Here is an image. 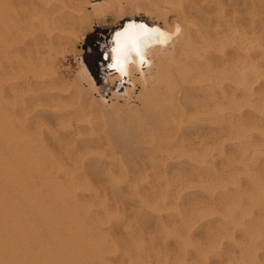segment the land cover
Here are the masks:
<instances>
[{"label":"rangeland","instance_id":"obj_1","mask_svg":"<svg viewBox=\"0 0 264 264\" xmlns=\"http://www.w3.org/2000/svg\"><path fill=\"white\" fill-rule=\"evenodd\" d=\"M70 1L79 3L80 0ZM88 1H90V6L85 9L87 17L79 19L73 28L74 35L71 39L59 44V48L64 52L58 54L53 68L50 69L54 72L50 78L68 90L64 88L62 98L58 101V105L63 106L66 115L69 112V116L65 115L66 119L63 121L65 125L55 130L58 133L56 140L52 141L50 138L51 133L49 134L50 130L46 124L33 122L29 112L24 115L25 110L21 106L27 99V91L23 93L19 90L10 93V96L6 94L10 88L8 85L13 82H18L20 85L24 78L20 74L28 72V66H23L22 70L14 67L21 62L26 64L25 57L22 56V59L19 57L20 53L18 55L13 49L10 51L6 49L0 56V90L2 88L4 90L5 87L8 89L4 90L6 93L2 90V93L4 92V98L9 97L8 104H6L7 111L15 120L8 123L6 129L0 130V159L3 157L5 162L0 169H4L3 171L7 174L11 188L15 192H32L39 200L44 199V194L48 192L73 191L71 193L75 203L72 206V213L80 225L79 228L82 229H79V234L86 236L88 240L85 252L79 247L81 245L74 241L73 254H69L73 262L80 259L85 264H94L93 262H96L95 264H108L109 262L110 264H264V145L261 147V142L264 141V135H262L264 134V110L259 111H262L260 119L258 113L254 114L257 110L251 108L256 99L264 94V85L260 77L257 78L260 84L255 82L253 85L259 95L253 91V96L248 95L249 100H247L246 96L238 92V89L234 92L232 114L235 119L234 123H238L234 127V133L236 134L241 129L242 131L247 130L246 134L242 132L243 134L240 135L242 137L236 136L237 138L232 140H221L218 143L210 141L206 139L208 133L200 132L197 127L207 124L211 117L208 114L212 106L208 94L213 78L211 71L214 67L211 58H201L196 63L197 65H192L182 58L178 59L177 54H168L158 62L155 60L151 72L149 67L143 68L146 80L135 71L132 78L127 79L126 77L123 79L125 82L120 81L106 68L108 63L104 56L110 48L111 33L116 27L126 19L135 18L150 24L155 23L173 28L178 5L175 4L177 7L173 5L176 9L171 5L166 6L168 9L166 7L161 9L164 6V0ZM177 1L169 0L171 4L183 2V0ZM207 1L204 0L203 3ZM218 1L220 6L213 10L212 15L221 18L229 15L231 18L232 26L227 34L230 39H227L231 41L236 58L243 40H248L247 45L252 43V39L253 42L255 40V43H250L251 46L257 43L259 48L246 46V42L244 46L246 49L252 48L246 51V55L257 70L261 71L260 63H264V0H231L229 7L226 5V0ZM15 8L20 13L21 7L16 6ZM19 38L12 39L10 43L16 41L14 45L20 44L22 38L20 41ZM260 48L263 49L260 50ZM80 57L83 58L94 77L96 90L91 89L78 73L76 59ZM207 59L208 62H206ZM256 61L261 62L258 65ZM206 63H210L213 67ZM9 64L14 67L12 71L6 69ZM21 64L20 66L23 65ZM197 70L201 71L200 74L196 73ZM200 79L204 80H201L203 85L201 81L198 82L199 86L195 81ZM184 80L194 81L187 85ZM184 88L188 91L185 92ZM75 106H77L75 111H68ZM187 120H189L188 123H186ZM259 122L262 125H259ZM69 123L71 126L68 125ZM250 128L252 131L255 130L254 133L249 132L248 134ZM257 133L262 136L258 137ZM242 138L246 146L241 144L244 141ZM247 143H249L248 146ZM252 148L254 153L257 148L259 151L262 149V152L257 151V154L250 156V159L249 154L253 152ZM247 149L248 152H246ZM239 152L241 155L238 154ZM239 164L242 168L241 166L239 168ZM255 166L258 168L255 169ZM237 173L242 175L239 176ZM236 175L239 177L237 178ZM61 178H67V181L62 180L65 181L64 184L57 183ZM74 178H77V181L82 179V182H77ZM87 179L91 182V186L86 182ZM74 180L77 182L76 185ZM69 182L70 186L73 183L71 186L73 190L67 185ZM80 182L84 184L80 185ZM88 195H91L90 199ZM42 201L47 202L46 199ZM167 202L169 205L166 204ZM80 203L83 205L81 206ZM111 205L112 209L115 206L113 211L108 208ZM96 206L102 210L98 211ZM208 213L211 216L207 215ZM213 213H217L219 217ZM253 214L255 217L252 216ZM90 230L92 233L89 232ZM219 235H222L223 239L226 237L227 240H220L222 238ZM244 237L247 238L244 239ZM77 238L76 235L75 239ZM91 240H93L92 245ZM105 243L108 244L106 247ZM97 245H102L103 248ZM128 246H131L130 249ZM236 247L238 249H235ZM75 248H78L77 251ZM134 248L140 254L135 253ZM132 258L131 261L134 263L130 261Z\"/></svg>","mask_w":264,"mask_h":264},{"label":"bare ground","instance_id":"obj_2","mask_svg":"<svg viewBox=\"0 0 264 264\" xmlns=\"http://www.w3.org/2000/svg\"><path fill=\"white\" fill-rule=\"evenodd\" d=\"M80 1H79V3H80L79 4V3H77L78 1L74 3V1H70V0H0V56L4 53V51H6V49H7V51H10V49H13L15 52L18 53V55L20 53L19 57H22V56L25 57L24 62H26V64L21 62L23 65L21 63H19V64H16V66H14V67L22 70L23 66H25V67L28 66V72L27 73H29V75H26L27 73H22V75L20 74L21 77L24 76L23 80L21 79L22 82H20V85H18V82H16V83L13 82V83L9 84L8 87L10 86V88H9L8 93L5 92L8 90L6 87H5V89H7V90L4 89L5 90L4 91L3 88H2V90L7 94V96H10L9 95L10 93H14V92H17L19 90L23 93H25L26 91L28 92L27 93L28 96L26 95L27 99L22 103V106H21L25 110V112L23 111L24 115H25V113L29 112V113H31V119L33 122L36 121V122L46 124L48 129L50 130L49 134L51 133L50 138L52 139V141L57 139L58 133L55 130L59 129L60 127H63L65 125L63 123V121H65L64 119H66L65 118V115H66L65 111L66 110L64 108H62L63 106L60 105L61 106L60 107L58 105L59 104L58 101L62 98V94H63L62 92L64 91L65 86L59 85L57 82L54 81V79L52 80L50 78V76H52V74L54 75V72L50 71V69L53 68V65L56 61L58 54L60 52H62V53L64 52V50H61V48H59V44L65 40L71 39V37H73V35H74L73 28L78 23L79 19L87 17L85 15V9L87 6H90V1L84 0L83 2L81 1L82 3ZM174 1H176V0H174ZM178 1H180V0H178ZM203 1L204 0H183V2L180 1V3L175 2L174 4H171L172 2H169V0H164V6L161 9H163V8L165 9V7L169 6V5H171V6H173L175 4L178 5V8H177L178 10L176 12L177 14L175 13V15H177V16H175L173 28H171L169 26H160L159 24H155V23L150 24L144 20L135 19V18H130V19L124 20V22L120 26L116 27L112 31L111 40H110L111 45L109 44L110 48L105 53L104 59L107 60L108 64H107L106 68L110 71V74H114L118 79H120V81H124L123 79H125L126 77H127V79H128V77L132 78L135 71L139 72L141 77L144 80H146L147 77L145 75V70L143 68L149 67V70L151 72V70H153V68H154L155 60L158 62V61L164 59L166 57V55H168V54H177L178 59L182 58L185 62H187L188 64L191 63L192 65L198 63L201 58H204V57L211 58L213 60V66L214 67L210 64L211 60H209L210 63H206V64H209L210 66L213 67V70L211 71V76L213 77L212 81H211L212 85L209 87V90H208L209 98H210L211 103H212L210 110H208L209 111L208 114L211 117H210L209 121H207V124H201L200 126L197 127V129L202 133H208L206 136V139H208L210 141H215V142L217 141V143H218V142H221V140H226V139L232 140L233 138H237L238 136L243 134L242 132H245V134H246L247 130L242 131L241 129L236 134L234 133V127L236 124H238V123H236V124L234 123L235 119H234L233 114H232V112L234 111L233 110V108H234L233 102H234V97H235L234 92H235V89H238V92H241L242 95H244V97L246 96V99L249 100L247 98V96L248 95L253 96V91L256 92V88H255V90L253 88L254 83L257 82L258 84H260L259 79H257L258 77H260L261 83L264 85V63L261 62L262 60L260 61L261 63L257 62V61H259V59L256 61V63L258 65H259V63L261 64V69H260L261 71H259L252 64V61L250 62L248 60V57L246 55L247 54L246 51L247 52L250 51V48L253 46H255L254 48H256V49L259 48L257 43H256L257 46L256 45L251 46V44L255 43V40L253 42V39H252V43L250 42L251 44L249 43L248 45H247V41H248L247 39H246L247 41L243 40L244 41V42H242L243 44L242 43L240 44L236 41L238 44H240V47H239L240 52L237 54L238 57L236 58V55L233 52L234 50H232L233 48L231 46V41L228 40L230 38L227 37V34L230 31V28L232 26L231 25L232 24L231 18L229 17V15H228V17H222V18L219 16L212 15L213 10L216 7L220 6L218 0H216V2L214 0H208L206 3H203ZM230 1L231 0H226V5L228 7L230 6L229 5ZM221 2H222V0H221ZM161 5H163V4L161 3ZM16 6H18V8L21 7L20 13H18L16 11V8H15ZM155 6L157 7V5H155ZM156 7H155V9H156ZM175 7H177V6L175 5ZM172 8H174V6ZM174 9H176V8H174ZM158 10H159V7H158ZM258 12H260V11H258ZM13 16H14V18H12ZM244 30H246V29H244ZM229 34L231 35V33H229ZM19 36L22 38V40H21V38H19ZM16 37L19 38V41L21 40V43L16 44V45H14V43H16V41H14L13 43L12 42L10 43V41L12 39L14 40ZM241 39H243V37ZM244 43L246 44V46L250 45L251 47H248L246 49V46H244ZM261 49H263V48H260V50ZM251 50H252V48H251ZM252 54H251V56H254ZM23 57H22V59H23ZM252 58H254V57H252ZM252 58H251V60H252ZM20 60H21V58H20ZM254 60H256V58H254ZM76 61H77V65L79 68L78 73L83 77V79H85V81L87 82L86 84L91 89L96 90L97 85L95 83L94 77L90 73V70L87 67L86 63L84 62L83 58L80 57V58H78V60L76 59ZM206 62H208V59ZM20 64L22 66H20ZM144 64H146V65L143 66ZM12 67L13 66L9 64L8 68H6V69H10L12 71V69L14 68V67L13 68ZM206 69H208V68L206 67ZM200 72L197 70L196 73L200 74ZM78 73H77V76L79 75ZM203 73H204V71H203ZM183 75H184V73H183ZM81 76H80V78H82ZM196 78H194V79H196ZM183 79H184V76H183ZM132 80L134 81V79H132ZM201 80H204V79H200L199 81H195V83L197 82L196 84H198L200 86V84L198 82H200ZM193 81L194 80H188L187 82L186 81L185 82L188 85V84H192ZM132 83H134V82H132ZM200 83L202 84L203 82L201 81ZM196 84H194V85L196 86ZM205 85L207 86V84H205ZM262 88H263V86H262ZM184 89H185V92L188 91V89H186V88H184ZM2 90H0V130L6 129V126L8 123H11V121H15V120H13L14 117L11 114H9V112L7 111L6 104H8L9 97L4 98L5 95L3 96L4 92L2 93ZM65 90H67V89L65 88ZM256 94H257V92H256ZM262 94H263V92H262ZM257 95H259V93ZM261 96L260 97L258 96L259 98L256 99V102L254 101V98H253L252 100H253V102H255V104L251 105L252 106L251 108L256 109L257 111L254 112L255 110L254 111L252 109L251 110L254 112V114L258 113L259 116L258 115L257 116L260 119L262 118V116H260L261 112L264 110L263 109V107H264L263 106L264 105V94L262 97ZM177 98H178V96H177ZM235 102H236V100H235ZM72 103H74V101ZM209 104H210V102H209ZM77 106H75V108H72L71 110H68V111H70V112L72 110L75 111V109H77L76 108ZM248 109H249V107H248ZM239 110H241V109H239ZM260 110H262V111L259 112ZM237 112H238V110H237ZM68 113H67V115L69 116ZM194 113H196V112H194ZM71 115L73 116V113ZM187 115H189V114H187ZM197 115H198V113H197ZM209 115H208V117H209ZM244 115H246V114H244ZM193 117L194 116H192V118ZM204 118H206V117H204ZM239 120H242V119H239ZM188 121L189 120H187L186 123H188ZM191 121H193V120L191 119ZM256 121H257V119H256ZM203 122H205V121H203ZM203 122H200V123H203ZM261 123H262V121H261ZM261 123L259 122V125ZM70 124L71 123H69L68 125H70ZM177 125H178V123H177ZM180 125H183V124H180ZM256 126H257V124H256ZM263 126H264V124H263ZM247 128H249V127H247ZM63 131H65V130H62V132ZM253 131H255V130H253ZM253 131L250 128V131H248V134H249V132H253ZM193 133H195V132H193ZM257 135H259V134L257 133ZM260 135L258 137H261L264 134H262L261 136ZM196 137H197V135H196ZM240 137H242V136H240ZM9 138H10V136H9ZM60 138H61V136H60ZM197 138H199V137H197ZM247 138H249V137H247ZM251 138H252V136H251ZM261 140H262V138H261ZM58 141H60V140H58ZM210 141H207V142H210ZM259 141L260 140L258 139V142ZM62 142L63 141H61V143ZM244 142H245V140L241 144L243 145ZM223 143H224V141H223ZM53 144H54V142H53ZM220 144H222V143H220ZM239 144H240V142H239ZM248 144L249 143H247V146H248ZM255 144H253V145H255ZM263 145H264V141L261 142V147H263ZM238 147H240V146H238ZM254 147H256V145ZM250 148H248V149H250ZM253 148H252V151H253ZM248 149L246 152H248ZM257 149H256L255 153L253 151L251 153V155L249 154V157L250 156L252 157L253 154H257V151L260 152L262 150L261 149L259 151ZM239 150H242V149H239ZM240 153L241 152H239L238 154L241 155ZM263 155H264V151H263ZM236 156H237V153H236ZM247 157H248V155H247ZM251 157H250V159H251ZM2 158L0 159V163H1L0 168H1V166L3 167L2 164L5 163ZM238 160H239V158H238ZM240 161H242V160H240ZM249 161L251 162V160H249ZM249 163H247V164H249ZM240 166L241 165L239 164V168H240ZM257 166H255V169ZM241 168H242V166H241ZM252 168L253 167H251V169ZM245 169H247V168H245ZM245 169H244V171H245ZM255 169H253V170H255ZM3 170L0 169V264H85L84 261L80 260V259H79L80 261L77 260L76 262L74 261L75 262L74 263L73 260H71L72 259L71 256L69 255V254H73L72 251L74 250L75 242L78 245H81L79 247L82 248L84 251L86 249L85 247H86V243L88 241L86 236H82L81 234H79V229H81V228H79L80 225L78 224V221L75 219L74 213H72V206L75 203L74 202L75 199H73V194L71 193L73 191H71L70 187L73 185L72 182H74L75 180L77 181V178L76 179L74 178L75 180L71 182L72 183L71 186H70V182H69V184H67L70 186L69 189L71 192H69V191H62V192L58 191V192H56L55 191V192H48V193L44 194V199H42V200L46 199L48 202L47 203L45 201L39 200L37 198V196L32 192H27V191L15 192V190L13 188H11V186L9 184V178H8L7 174H5V171H3ZM248 170H250V169L248 168ZM7 171H8V169H7ZM241 171L242 170H240V172ZM19 172L21 173V171H19ZM8 175H10V174H8ZM238 175L240 176L242 174L240 173ZM255 175H257V174H255ZM239 176L236 175L237 178ZM256 177H258V176H256ZM229 178H231V177H229ZM245 178H246V176H245ZM69 179H68V181L71 180V179L70 180ZM62 180L67 181V178L66 179L61 178V179H59L60 182H57V183L64 184L63 182H65V181H62ZM81 180H78L77 182H79ZM87 180H86V182L91 186V182L89 180H88L89 181L88 182ZM232 180H233V178H232ZM77 182L74 184L76 185ZM81 182H80V185L84 184ZM52 183H54V182H52ZM246 183H249V182H246ZM248 185H250V183ZM85 186H86V184H85ZM71 188L73 190V187H71ZM83 189H84V187H83ZM234 191H236V190H234ZM244 191H245V189H244ZM90 196L88 197L89 199H90ZM150 198H152V197H150ZM98 200H99V198H98ZM170 200H171V198H170ZM94 201H95V199H94ZM167 201H168V199H167ZM76 202H77V200H76ZM157 202H158V200H157ZM172 203H173V201H172ZM104 204H106V203H104ZM163 204H164V202H163ZM166 204H168V202ZM240 204L242 205V201ZM80 205H81V203H80ZM245 205H247V204H245ZM157 206H158V204L156 205V207ZM244 206H242V208ZM105 207H107V206H105ZM153 207H155V206H153ZM108 208H111V210L113 211L115 209V206L113 209H112V205H111V207H108ZM145 208H147V206ZM259 208H261V206ZM263 208H262V210H263ZM85 209H83V211ZM97 209L99 211L100 208L97 207ZM172 209H170V210H172ZM48 210H53V211L51 212ZM100 210H102V209H100ZM146 210L148 211V209H146ZM109 211L110 210H108V212ZM149 211H151V209ZM166 211L168 212V209ZM166 211H164V212H166ZM172 212H174V211L172 210ZM247 212H245V213H247ZM250 213H252V211ZM86 214H88V213H86ZM102 214H101V217L104 215V214L103 215ZM152 214L154 215L155 213H152ZM215 214H217V213H215ZM156 215H158V214H156ZM202 215L204 217V214H202ZM207 215L211 216L209 213ZM105 216H107V215H105ZM217 216H218V214H217ZM252 216H254V214ZM252 216H251V218H253ZM101 217H99V219ZM192 218H194V217H192ZM234 218H235V216H234ZM245 218H246V215H245ZM102 219H104V218L102 217ZM199 219H202V218H199ZM256 219H258V218H256ZM222 220H223V218H222ZM104 221H105V219H104ZM189 221H190V219H189ZM248 223L249 222H247V224ZM190 225H191V223H190ZM193 225H194V223L192 224V226ZM248 225H251V224L249 223ZM244 226H246V225H244ZM253 226H254V224H253ZM84 227H82L83 230H84ZM220 227H221V225H220ZM235 227H236V225H235ZM239 227H240V224H239ZM94 228H95V226H94ZM255 228H254V230H255ZM88 229H90V228H88ZM91 230L89 231L90 233H92ZM126 230H128V229H126ZM220 230H222V229H220ZM130 231H131V229H130ZM133 232L134 231L132 230V233ZM236 232H239V231H236ZM239 233H241V232H239ZM87 234H88V231H87ZM76 235L79 238V239L77 238L79 240V243L77 242V239H75ZM89 236H91V235H89ZM236 236H237V234H236ZM236 236L234 238H236ZM243 236H245V235H243ZM97 237H100V236L97 235ZM166 237H167V235H166ZM107 238L109 239L110 237L108 236ZM171 238H174V237H171ZM221 238L222 239H220V240L226 239V237L224 239H223V237H221ZM246 238L247 237H244V239H246ZM80 239H81L82 243L80 242ZM94 240H96V239L94 238ZM99 240L101 242V239H99ZM92 241L93 240H91V245H92ZM238 241H240V240H238ZM243 242H244V240H243ZM73 243H74V245H73ZM106 243H105V247L108 245V244L106 245ZM235 243H236V240H235ZM235 243H234V245H235ZM246 243H248V242H246ZM102 244L104 245V243H102ZM243 244H240V245H243ZM101 246H98V247H101ZM130 247H129V249H130ZM102 248H103V246H102ZM77 249L78 248H75V251H77ZM129 249H127V251ZM235 249H238V248L236 247ZM100 250H101V248H100ZM136 250L137 249L134 248L135 253H138V252H136ZM138 251H139V249H138ZM104 253H106V252H104ZM246 253H248V252H246ZM85 254L87 255V253H85ZM100 254H102V252ZM138 254H140V252ZM106 256H107V253H106ZM76 257L77 256H75V258ZM100 257H101V255H100ZM139 259H141V258H139ZM94 260H92V261H94ZM131 260H133V258L130 259V261ZM131 262H133V261H131ZM93 263L95 264L96 262H93ZM100 263H102V262H100ZM106 263H107V261H106ZM108 264H110V262Z\"/></svg>","mask_w":264,"mask_h":264}]
</instances>
